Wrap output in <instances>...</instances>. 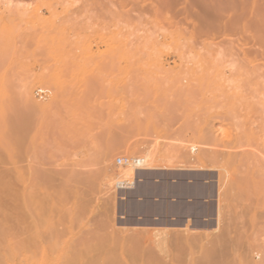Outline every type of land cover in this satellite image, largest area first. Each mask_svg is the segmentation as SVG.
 I'll use <instances>...</instances> for the list:
<instances>
[{"label":"rangeland","instance_id":"rangeland-1","mask_svg":"<svg viewBox=\"0 0 264 264\" xmlns=\"http://www.w3.org/2000/svg\"><path fill=\"white\" fill-rule=\"evenodd\" d=\"M203 3L0 0V264H264L262 37L227 36L250 51L220 60ZM189 178L208 191L202 220L183 200V216L130 219L148 212L132 194Z\"/></svg>","mask_w":264,"mask_h":264},{"label":"bare ground","instance_id":"bare-ground-1","mask_svg":"<svg viewBox=\"0 0 264 264\" xmlns=\"http://www.w3.org/2000/svg\"><path fill=\"white\" fill-rule=\"evenodd\" d=\"M205 4L204 6L206 7V10L207 12H204L206 13V16L205 17H202V21L199 22V28L200 30L202 31V35L205 36V37H212V38H222L220 41H218L217 43L219 45H222L223 48H221L220 52H219V55H218V58L221 60L224 58V56H234L235 54L236 55H240L241 53L243 55H246L250 49L248 50H245V49H238L239 51H234L235 49H232L231 46H234V44L231 42V39H228L226 38L227 36L231 35V34H235L237 32H250V33H258L262 38L260 39V43L258 44V49L260 52L264 53V0H241V1H238V0H202ZM144 39H147V38H144ZM143 39V40H144ZM143 40L140 41V43H143ZM146 41V40H144ZM204 41V40H202ZM148 41H146L143 45V48H142V52H145V50H143L146 45H147ZM205 44V43H203ZM142 46V45H141ZM145 46V47H144ZM148 46V45H147ZM205 48V51H209V48L208 47H204ZM228 49L231 51L229 52ZM211 53L214 54V52L211 50ZM177 56L179 58H182L184 57V51H180L178 53H176ZM125 130H127L125 128ZM129 130V129H128ZM132 131V130H131ZM131 131H127L128 132H131ZM131 134V133H130ZM133 134V133H132ZM127 135V134H126ZM124 135V136H126ZM128 136V135H127ZM132 136V135H130ZM129 137V136H128ZM129 140V138H128ZM209 142V143H208ZM211 144L212 145V148L211 150H213L214 153H219L221 154V156H224V155H229V156H232L233 155V151L232 149L234 148V146L236 145V142H217V141H214L212 139H209V141H207V145ZM202 148V147H201ZM203 150V149H202ZM184 155V154H183ZM137 156V155H136ZM140 157V156H139ZM188 157V155H187ZM142 158L144 159V162L140 163L138 168H141L143 167L146 163H147V158L146 157H143ZM184 158V157H183ZM179 160V159H178ZM183 160V159H182ZM181 160V161H182ZM182 162H185V161H182ZM173 165H175L174 162H172ZM178 164V162L176 163ZM186 165V163H185ZM169 166V165H168ZM172 166V165H171ZM188 166V165H187ZM128 170L130 171H134L136 168H127ZM178 169V168H177ZM195 169V168H194ZM199 169V168H198ZM223 172L220 173V175L222 174ZM191 175V174H190ZM225 175V173L223 174ZM222 176V175H221ZM197 177V176H196ZM194 179V178H193ZM201 178H199V181H200ZM134 180L133 179H124V180H120V185L122 187H125V188H131L133 186L132 184V181ZM188 181V180H187ZM186 181V182H187ZM185 181H181V180H178L176 182V185L175 187H177V189L174 188V191H171V188H168L166 189L165 193H162L164 194L166 197L168 196H177L178 198H183V196H188V195H195V194H200V192L202 191V186L201 184H199L198 182H192L189 183V184H186ZM239 182V181H237ZM241 183H244V182H239L238 186H242L240 188L239 191L241 193V196L242 194L244 193L242 190L243 189H247V188H244L243 185H241ZM248 183V182H246ZM245 184V183H244ZM247 186V185H246ZM245 186V187H246ZM197 188L200 190V192L197 190ZM239 188V187H238ZM250 187L248 188V190H244L247 195L249 194L248 191H249ZM234 190V189H233ZM227 192L231 191L232 190H226ZM207 190L205 191H202V197H206L208 194H207ZM226 192V193H227ZM234 192V191H233ZM251 193H253V190L250 191ZM224 193L222 195V197L220 199H223L224 195L226 194ZM150 194H152V190L150 191ZM229 194V193H227ZM226 194V195H227ZM231 194V193H230ZM238 195L237 192L236 193H232L231 195ZM164 195H157L156 196V200L153 201L152 203L148 202V206H146L145 208L148 209V212L150 213H154V214H161V213H164L163 211H166V213H170V214H176V213H182L184 211H187V207L188 205H184V203H182L181 201H176V202H172V203H168L167 206H164L165 203H162V196ZM225 197L228 198V195ZM245 195V194H244ZM250 195V194H249ZM248 195V196H249ZM170 196V197H171ZM221 196V195H220ZM230 196V195H229ZM235 196V197H236ZM239 196V195H238ZM245 196L243 198H250V196ZM176 197V198H177ZM235 197L232 196L231 199L235 200ZM189 198V196H188ZM218 198V197H217ZM216 198V199H217ZM226 198V199H227ZM238 197H236L237 199ZM164 199V198H163ZM167 199V198H165ZM175 199V198H174ZM186 200V199H185ZM183 200V201H185ZM203 200V199H202ZM230 200V199H229ZM231 200V201H233ZM172 201V200H171ZM193 201V200H192ZM224 201H225V198H224ZM223 201L222 205L225 203ZM230 201V202H231ZM236 201V200H235ZM234 201V202H235ZM189 202V201H188ZM249 202V201H248ZM233 203V202H232ZM250 203H253V202H250ZM249 203L250 206H253V204L251 205ZM187 204V203H186ZM239 205V202L236 203ZM257 204V203H256ZM228 205H230V203H228ZM238 205H235L234 206H238ZM258 205V204H257ZM193 206V205H192ZM219 206V205H218ZM227 206V204L225 205L224 204V207ZM231 206V205H230ZM190 207V206H189ZM188 207V208H189ZM217 207V206H216ZM240 207V206H238ZM244 207V206H243ZM203 208V207H202ZM223 208V207H222ZM226 208V207H225ZM245 208V207H244ZM196 209V208H195ZM241 209V208H240ZM256 209V207H255ZM254 209V210H255ZM146 210V209H145ZM189 210H192V209H189ZM188 210V211H189ZM217 210V209H216ZM247 210V208H246ZM240 212V210H239ZM247 213L250 212L249 210L246 211ZM252 212V211H251ZM189 214V212H187ZM186 213V214H187ZM224 213H227V212H224ZM223 213V214H224ZM246 213V214H247ZM218 214H220V209L218 210ZM232 214V213H231ZM244 214V213H243ZM217 215V214H216ZM228 215V214H227ZM226 216V215H225ZM231 216V215H230ZM236 216V215H235ZM187 217H190L189 215ZM224 217V216H223ZM154 218V217H152ZM156 219V218H155ZM187 219V218H186ZM189 219V218H188ZM155 226V225H154ZM164 227V226H162ZM154 229V228H152ZM163 229V228H162ZM141 230V228H140ZM141 232V231H140ZM149 232V231H148ZM150 234V233H149ZM145 235V233H144ZM147 235V234H146ZM145 235V236H146ZM140 238L142 239L141 236L143 235H139ZM148 236V235H147ZM139 238V237H138ZM139 240V239H138ZM142 244V242L139 241V244ZM136 246V245H135ZM138 246V245H137ZM142 247V245H141ZM138 248V247H136ZM135 248V249H136ZM134 249V250H135ZM139 249V248H138ZM142 250V248H140ZM139 249V250H140ZM138 250V251H139ZM136 251V250H135ZM134 251V253H136ZM143 252V251H142ZM133 254V253H132ZM137 255V254H136ZM158 257V256H156ZM155 257V258H156ZM157 259H155L156 261ZM152 261V259L150 260ZM151 262H149L150 264ZM153 263V262H152ZM151 263V264H152ZM93 264V263H91ZM157 264V263H156Z\"/></svg>","mask_w":264,"mask_h":264},{"label":"crops","instance_id":"crops-1","mask_svg":"<svg viewBox=\"0 0 264 264\" xmlns=\"http://www.w3.org/2000/svg\"><path fill=\"white\" fill-rule=\"evenodd\" d=\"M150 172H156V171L155 170H150ZM156 173H158V172H156ZM159 176L161 178L162 177L163 178H166V176H163L161 174ZM151 178L153 180H155V178H153V176H151ZM192 179L193 178L186 179V181L188 180L187 182L185 181L186 184L191 183V181L193 182ZM153 180H151V181L153 182ZM160 183H162L164 186H167L168 185V182L167 181H164V180L160 181ZM201 183H202V179H201ZM170 184L171 185L172 184H175V182H170ZM170 196L169 197L168 196L166 197L165 195L162 196L161 199L163 201L162 203H165L164 206H167L168 203H172V202H176V201H182V200H185L186 199L184 203H187L188 205H198L200 207L199 209H201L198 213H195V214H192L191 211H189V213H191L190 214V217H192V219L194 221L202 220V194L201 195H198V196H196V195H191V196L188 195L189 198H188V196H183V198H178L177 196H171V197ZM155 198H156V196H153V195L152 196L145 197V196H138V195L132 194L130 200L133 201V202H139V201H142V200L151 202V201H155L156 200ZM165 198H167V199H165ZM130 200H128V201H130ZM130 209H131V207H130ZM163 212L164 213L162 214V216L167 215L166 214V211H163ZM128 215L131 217L130 219H132L134 221L140 220V217H146V218L150 219L149 217L153 216V214H151L149 212H136L134 210H129ZM169 216L172 217V216H183V215H179V214L178 215H171V214H169ZM183 217L185 218V220H187L186 218H189L186 215H184Z\"/></svg>","mask_w":264,"mask_h":264},{"label":"built area","instance_id":"built-area-1","mask_svg":"<svg viewBox=\"0 0 264 264\" xmlns=\"http://www.w3.org/2000/svg\"><path fill=\"white\" fill-rule=\"evenodd\" d=\"M144 162V159L139 156H121L116 159V164L120 167L138 168L139 164Z\"/></svg>","mask_w":264,"mask_h":264}]
</instances>
